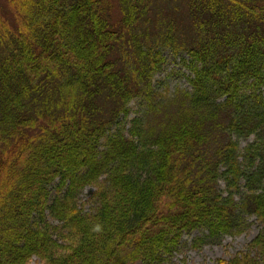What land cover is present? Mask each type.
Wrapping results in <instances>:
<instances>
[{"label": "trees", "instance_id": "obj_1", "mask_svg": "<svg viewBox=\"0 0 264 264\" xmlns=\"http://www.w3.org/2000/svg\"><path fill=\"white\" fill-rule=\"evenodd\" d=\"M169 48L192 57L194 92L154 89ZM250 79L264 83V0H0V264H156L199 225L264 222V107L235 97ZM135 98L145 110L100 151ZM241 177L242 203L217 193ZM56 178L70 185L48 207ZM255 242L260 261L225 264H264Z\"/></svg>", "mask_w": 264, "mask_h": 264}, {"label": "rangeland", "instance_id": "obj_2", "mask_svg": "<svg viewBox=\"0 0 264 264\" xmlns=\"http://www.w3.org/2000/svg\"><path fill=\"white\" fill-rule=\"evenodd\" d=\"M110 6L111 3L117 4L118 0H105ZM159 5H165L166 0H157ZM71 4H69L70 7ZM179 10V9H178ZM70 9L67 8L66 12H69ZM118 17H114V21H118ZM188 53L182 52L180 54H175L170 48L166 49L164 54L162 53L161 58L164 63L160 72L155 77V83L160 85L154 87L160 94H165L167 92L169 96L172 94V89L179 88L180 90H187L190 93L194 92V88L191 84V80L195 78L194 73L192 72L189 64L192 60L191 56L185 57L183 55ZM237 96L238 99L246 106L254 107L258 110L264 107V83L256 79H250L242 81L238 85ZM228 98V95L225 97H220L218 99L219 103H224ZM146 103L140 98L133 99L127 109L129 112L125 116H119L117 121L118 125L110 127L108 132L100 137V151H104L107 146V138L109 136H115L116 133L123 129L126 132V129H131L132 121L141 116L140 112L144 111ZM259 139V136L257 137ZM251 141H241L238 146L237 162L243 171L247 168V162L244 158L245 146ZM259 161H256L253 167H258ZM250 168L251 171L252 168ZM224 167L221 168L220 173L224 172ZM106 176H102L101 180L104 181ZM61 178H56L48 188L49 198H48V207H50V202H52L56 196L62 198L68 191V186L70 183L66 180L65 185L61 184ZM98 189L97 185H91L85 189L78 192L77 196L81 204H86L90 199L93 192ZM250 185L245 177H241L234 188L229 186V182L223 178H220L217 183L216 191L221 194L225 199L230 197L233 198L236 204L242 203L244 196L248 194ZM86 206L85 212L90 215H95V209L92 207L88 208ZM90 209V210H89ZM48 220L47 222L51 226H56L57 222L54 217H51L49 212L46 214ZM234 225L228 228L227 232H221L220 235L214 238L211 237L209 229L205 228L203 225H199L194 231L188 235L180 237L177 241L178 251L170 255L161 256L160 260H156V264H225L226 262L236 261L235 257L238 260H243L244 258H250L254 262L256 260L260 261L262 258V252L259 248V245L255 240L263 233L264 231V222L258 219L255 215L244 214L240 210L235 213L233 217ZM60 228V227H59ZM63 230V229H62ZM255 242V243H254ZM63 245V242H59ZM43 257V256H42ZM41 256H34L30 258L25 264H46ZM100 262L101 259L98 258ZM131 264V263H129ZM133 264H151L150 259H140ZM251 264V263H250Z\"/></svg>", "mask_w": 264, "mask_h": 264}]
</instances>
